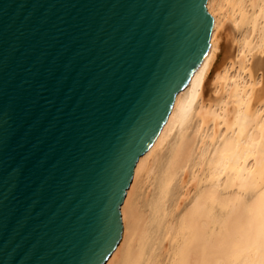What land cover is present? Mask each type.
I'll return each instance as SVG.
<instances>
[{"label":"water","instance_id":"95a60500","mask_svg":"<svg viewBox=\"0 0 264 264\" xmlns=\"http://www.w3.org/2000/svg\"><path fill=\"white\" fill-rule=\"evenodd\" d=\"M207 0H0V264H105L136 164L208 47Z\"/></svg>","mask_w":264,"mask_h":264},{"label":"bare ground","instance_id":"6f19581e","mask_svg":"<svg viewBox=\"0 0 264 264\" xmlns=\"http://www.w3.org/2000/svg\"><path fill=\"white\" fill-rule=\"evenodd\" d=\"M209 47L140 156L105 264H264V0H207Z\"/></svg>","mask_w":264,"mask_h":264}]
</instances>
